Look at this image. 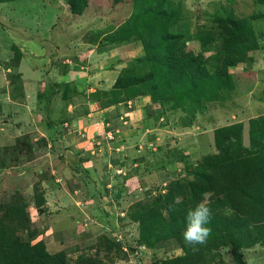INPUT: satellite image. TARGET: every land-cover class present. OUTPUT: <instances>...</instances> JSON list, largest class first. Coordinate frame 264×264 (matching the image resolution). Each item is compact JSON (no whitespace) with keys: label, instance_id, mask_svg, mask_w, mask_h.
<instances>
[{"label":"rangeland","instance_id":"1","mask_svg":"<svg viewBox=\"0 0 264 264\" xmlns=\"http://www.w3.org/2000/svg\"><path fill=\"white\" fill-rule=\"evenodd\" d=\"M155 5L170 17L155 27L204 74L184 83L188 99L177 84L112 104L118 76L167 66L153 48L144 55ZM259 13L256 0H0V264H264L263 198L249 206L201 187L219 128L240 123L221 140L254 139L264 159ZM223 20L252 25L250 50L226 44ZM202 201L211 234L194 251L183 232Z\"/></svg>","mask_w":264,"mask_h":264},{"label":"trees","instance_id":"2","mask_svg":"<svg viewBox=\"0 0 264 264\" xmlns=\"http://www.w3.org/2000/svg\"><path fill=\"white\" fill-rule=\"evenodd\" d=\"M256 2L264 7V0H256ZM161 9L163 10L159 5H155L149 7L146 11L148 12L146 17L152 19L149 27L148 24L145 23L142 25L143 32L149 34L148 40L143 39L145 48L144 55L149 57L150 48H153L157 54H160L161 60H163L167 66H164L163 69L160 70L159 63L157 65L155 64L157 62L151 61V64L148 65V68L151 67V70L146 71L143 75L138 76L133 73L127 76H124V74L118 76L112 86L113 89L111 92H115L116 97L112 104L126 100L123 98L120 101H118L119 99L117 100L120 92L127 96L129 95L130 98L142 96L149 92L157 93L162 89L169 90L173 94L175 90L171 87L177 84L178 89L184 92L187 90L181 98L188 99L192 94V90L189 92V89H187L188 87H184V83H186V80L189 81V79L194 81V83L197 82V80L200 79V76H198L199 73L203 76V69L194 65L195 60L193 57H181L179 54L178 43L180 37L167 34L166 25L163 26L164 30L162 27H155L160 18L164 19L163 22L167 19L165 11L163 13L158 12ZM257 18H264V13L254 14L250 19L254 20ZM168 19H170V17H168ZM140 22H142L141 17L135 13L129 22V26L133 28L134 26H138ZM220 24L228 31L229 35L226 38V44L229 47L236 44L239 50L247 48L248 51L251 49L250 44L254 41L255 33L250 23L246 24L243 21H236L232 24L233 27H229L230 21L223 20ZM155 44H157L156 47H154ZM230 50V48L227 49V51ZM144 55L140 58H145L146 56L144 57ZM142 59L139 60L141 65L144 64V60ZM225 60L228 64L236 62L232 57H226ZM154 68H156V71L153 70ZM59 86H61V84H59L58 87ZM170 101L173 102L172 99H170ZM260 121L264 123V118ZM253 124L254 121H251V125ZM240 127L241 125L238 123L217 129L215 134V148L218 153L203 160L202 167L204 168L203 176L205 177V181L201 184V187L209 192H214L216 190L227 191L228 189L235 191L238 193L237 195L240 201L247 200L249 206L258 202L260 207V198L262 197L264 200V195H261L264 193V170L263 165H261V160L263 163L264 159L260 157V150L263 147L261 148L258 142L251 139L249 147L243 148L240 144L236 146L235 149H231L230 146L225 145L221 140V137H224L231 131H238ZM262 129V136L264 138V127H262ZM237 139L239 140V137H237ZM244 182H246L247 185H244ZM49 259H53V257H48V260Z\"/></svg>","mask_w":264,"mask_h":264},{"label":"clouds","instance_id":"3","mask_svg":"<svg viewBox=\"0 0 264 264\" xmlns=\"http://www.w3.org/2000/svg\"><path fill=\"white\" fill-rule=\"evenodd\" d=\"M208 196V193L204 194ZM177 200L180 198L177 197ZM171 210V207H170ZM212 217L211 209L205 202H200L194 210L188 212L186 220L187 226L183 232L184 242L196 249V245H203L207 242L208 237L211 234V228L206 225L210 224Z\"/></svg>","mask_w":264,"mask_h":264},{"label":"crops","instance_id":"4","mask_svg":"<svg viewBox=\"0 0 264 264\" xmlns=\"http://www.w3.org/2000/svg\"><path fill=\"white\" fill-rule=\"evenodd\" d=\"M258 19L259 18H257V19H254L253 21H252V25H253V23H254V21H258ZM261 19H263L264 20V18H261ZM264 27V26H263ZM255 32H257V30L255 31ZM122 50H124V49H122ZM124 52H126V53H129V51H124ZM253 70H255L254 69V67H253ZM100 71H102V70H98V75L100 76H103V79L105 78V79H108V78H114L115 79V77L113 76V77H111L112 76V74H113V72H110V71H102V72H100ZM27 72L28 73H26V75H24L25 77H28V75H30L31 73L27 70ZM39 73V72H38ZM35 75H37V72H36V74ZM57 82H59V84L61 83H66V82H60V81H57ZM57 82H55V83H57ZM40 84V83H39ZM30 99V101L28 102L27 101V104L30 106L33 102H32V100H31V98H29ZM261 102H263L264 103V101H261V100H259L258 102H257V106L255 105V107L253 106V108L255 109V110H259V109H257V108H260V107H264V105H262L261 106ZM30 112L32 111V110H29ZM257 114H259V113H257ZM30 115H31V119H36L37 117H35V115H34V113L33 112H31L30 113ZM79 120V119H78ZM78 120H76V121H78Z\"/></svg>","mask_w":264,"mask_h":264}]
</instances>
